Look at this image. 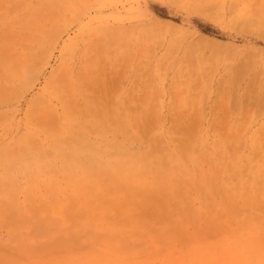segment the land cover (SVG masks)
I'll return each mask as SVG.
<instances>
[{
  "label": "rangeland",
  "instance_id": "obj_1",
  "mask_svg": "<svg viewBox=\"0 0 264 264\" xmlns=\"http://www.w3.org/2000/svg\"><path fill=\"white\" fill-rule=\"evenodd\" d=\"M0 57V264L264 261V0H0Z\"/></svg>",
  "mask_w": 264,
  "mask_h": 264
},
{
  "label": "bare ground",
  "instance_id": "obj_2",
  "mask_svg": "<svg viewBox=\"0 0 264 264\" xmlns=\"http://www.w3.org/2000/svg\"><path fill=\"white\" fill-rule=\"evenodd\" d=\"M45 54H46V53H45ZM45 54L43 53V54L41 55V57H40V62H43V60H44V58H45ZM4 56H5V55H4ZM0 58H1V57H0ZM17 68H18V67H17ZM23 68H24V67H23ZM27 68H28V67H27ZM20 69H21V68H20ZM24 69H26V68H24ZM26 70H27V69H26ZM18 72H19V70H18ZM24 72L26 73V75H25ZM23 73H24V74H23L24 77H22V79H23L22 81H23L24 83H23V82H22V83H23V85H25V87H26L27 84L30 85V83H32L31 81H33L32 79H34L35 76H34V72H33V71H32V72H31V71H30V72H29V71L26 72V71L24 70ZM17 74H18V73H17ZM35 75H36V74H35ZM33 76H34V78H33ZM237 76H238V75H237ZM237 76H236V78H237ZM18 78H19V77H18ZM35 79H36V78H35ZM35 79H34V80H35ZM18 81H19V80H18ZM19 82H20V85H21V84H22V83H21V80H20ZM251 83H252V82H251ZM29 85H27V86H29ZM21 86H22V85H21ZM233 87H234V86H233ZM8 90H9V91H8V95H9V97H10V99H11V98H13V96H14L13 94L16 92V88H15V87H14V88H9ZM232 90H233V88H232ZM234 90H235V89H234ZM234 90H233V91H234ZM256 90H257V89H256ZM0 94L2 95V93H0ZM15 94H16V93H15ZM256 94H257V93H256ZM6 95H7V94H5V96H4L5 98H6ZM248 96H249V95H248ZM9 97H8L7 99H9ZM254 97H255V96H254ZM253 185H254V184H253ZM258 209H259V208H258Z\"/></svg>",
  "mask_w": 264,
  "mask_h": 264
},
{
  "label": "snow or ice",
  "instance_id": "obj_3",
  "mask_svg": "<svg viewBox=\"0 0 264 264\" xmlns=\"http://www.w3.org/2000/svg\"><path fill=\"white\" fill-rule=\"evenodd\" d=\"M261 264H264V261H262Z\"/></svg>",
  "mask_w": 264,
  "mask_h": 264
}]
</instances>
